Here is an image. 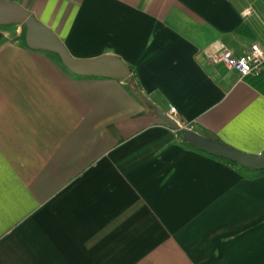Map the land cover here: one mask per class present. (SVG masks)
<instances>
[{"label": "crops", "instance_id": "crops-1", "mask_svg": "<svg viewBox=\"0 0 264 264\" xmlns=\"http://www.w3.org/2000/svg\"><path fill=\"white\" fill-rule=\"evenodd\" d=\"M4 1L132 73L74 75L0 26V264H264V176L188 148L145 101L263 153L264 95L209 54L264 50V0Z\"/></svg>", "mask_w": 264, "mask_h": 264}, {"label": "water", "instance_id": "water-1", "mask_svg": "<svg viewBox=\"0 0 264 264\" xmlns=\"http://www.w3.org/2000/svg\"><path fill=\"white\" fill-rule=\"evenodd\" d=\"M20 25L26 29L27 46L35 51L57 55L64 67L80 77H98L125 81L130 78V68L119 58L105 56L100 59L82 61L75 59L58 36L47 26L39 23L30 12L14 2L0 0V26ZM158 116L174 130L180 131L185 142L195 149L213 157L230 161L239 167L252 171H264V152L247 154L222 142L214 134L203 136L195 131L181 128L169 115L162 112L145 98Z\"/></svg>", "mask_w": 264, "mask_h": 264}, {"label": "built area", "instance_id": "built-area-1", "mask_svg": "<svg viewBox=\"0 0 264 264\" xmlns=\"http://www.w3.org/2000/svg\"><path fill=\"white\" fill-rule=\"evenodd\" d=\"M251 13V9L244 12L245 15H250ZM209 57L213 62L223 64L231 71H236L242 79L259 75L264 67V50L259 44H253L246 54L239 57L226 47L217 44L214 46L213 52L209 54ZM168 115L175 120L181 128L193 131L192 126L183 123L178 118V111L176 108H171ZM170 130L176 138L180 137V131L174 130L172 127H170Z\"/></svg>", "mask_w": 264, "mask_h": 264}, {"label": "trees", "instance_id": "trees-1", "mask_svg": "<svg viewBox=\"0 0 264 264\" xmlns=\"http://www.w3.org/2000/svg\"><path fill=\"white\" fill-rule=\"evenodd\" d=\"M248 81L256 90H258L260 93H262L264 95V67H263L262 72L259 75L249 78ZM184 143L186 144V146L188 148L195 149L191 145H189L188 143H186V142H184ZM203 154H205V153H203ZM205 155H207V154H205ZM213 158H216V157H213ZM216 159L228 164L229 166H232L233 168L237 169L241 173L251 172L249 170H246V169L239 167L238 165H236L230 161H226V160L219 159V158H216ZM254 174H255V176H264V171L255 172Z\"/></svg>", "mask_w": 264, "mask_h": 264}, {"label": "rangeland", "instance_id": "rangeland-1", "mask_svg": "<svg viewBox=\"0 0 264 264\" xmlns=\"http://www.w3.org/2000/svg\"><path fill=\"white\" fill-rule=\"evenodd\" d=\"M12 29H13V30H17V31H21V39H23V40L25 39L26 30H25V28H24L23 26H13ZM52 56H53L57 61L60 60V58H59L57 55L53 54ZM60 61H61V60H60Z\"/></svg>", "mask_w": 264, "mask_h": 264}]
</instances>
